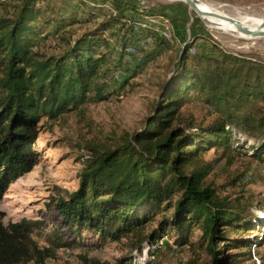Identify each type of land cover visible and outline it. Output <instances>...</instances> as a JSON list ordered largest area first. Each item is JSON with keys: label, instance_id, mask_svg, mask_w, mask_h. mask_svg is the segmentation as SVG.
Returning a JSON list of instances; mask_svg holds the SVG:
<instances>
[{"label": "trees", "instance_id": "obj_1", "mask_svg": "<svg viewBox=\"0 0 264 264\" xmlns=\"http://www.w3.org/2000/svg\"><path fill=\"white\" fill-rule=\"evenodd\" d=\"M78 1L88 7L96 28L78 37L60 35L69 47L55 56L36 50L34 35L60 34L82 17L46 15L37 5L44 0H0V200L38 161L34 144L40 120H54L89 100H106L111 94L105 81L110 54L119 61L125 45L144 35L156 36L127 24L137 8L123 0ZM115 38L121 46L110 44ZM189 44L183 46L143 127L120 134L112 145L86 146L77 188L51 196L47 206L73 235L87 232L100 241L126 238L139 255L145 249L155 256L166 234L176 246L193 245L197 231L209 264H241L252 259L251 250L264 245V219L208 183L215 160H206L204 154L220 149L230 163L232 142L240 139L237 128L260 138L250 157L264 163V61L222 48L215 54L190 53ZM195 96L209 120L184 114ZM159 214L157 226L145 234L146 225ZM3 216L0 211V264H43L53 249L68 246L69 240L53 231L46 236L48 245L40 248L32 232L41 229L42 221L22 218L4 225ZM248 230L254 232L252 240ZM259 261L264 264V257ZM91 262L138 264L131 255L115 263Z\"/></svg>", "mask_w": 264, "mask_h": 264}, {"label": "rangeland", "instance_id": "obj_2", "mask_svg": "<svg viewBox=\"0 0 264 264\" xmlns=\"http://www.w3.org/2000/svg\"><path fill=\"white\" fill-rule=\"evenodd\" d=\"M123 1L127 2V5L135 6L138 11L134 12L168 16L172 27L176 25L178 33L181 34L174 36L173 32L171 41L157 34L155 37L150 35L153 39L150 50L132 56L128 63L123 61V52L119 61L118 56L111 53L110 57L113 60L110 62L111 71L105 77V81L110 78L107 82L110 96L103 101L89 100L77 110L64 113L54 120L43 117L34 144L38 159L36 165L11 183L0 200L4 225L22 218L42 221L41 229L32 232V237L40 248L48 245L46 236L53 231H58L64 239L69 240L68 246L52 250L53 255L50 257L57 263L68 260L70 264L78 262L92 264V259L115 263L129 255L138 257L139 253L132 250L129 239L100 241L94 234L87 232L73 235L69 228L61 227L59 217L53 210H49L47 204L51 203V196L57 195L58 192L63 193L64 190L72 191L77 188V174L84 165L81 155L87 153L86 146L112 145L120 134L133 133L143 127L163 83L171 73L186 43H190L189 47L196 53L215 54L218 48H222L264 61V35L248 36L236 31L210 27L181 0ZM200 1L209 5L212 11L217 9L239 21L246 16L264 19V0H199L198 2ZM78 2V0H44L41 4H37L46 15L66 14L65 16L69 17L74 13L75 16L82 17V20L67 25L65 32L60 34L48 35L45 38L41 37L42 33L34 35L36 50L46 55H62L68 49V45L60 35L70 34L78 37L82 34H91L95 30L94 19L91 20L87 16L88 7H83ZM47 28L45 26L43 34ZM143 37L145 35L138 39ZM110 44L121 46V41L118 38L111 39ZM111 73L117 76V80H113ZM183 111L185 115H191L198 121L202 118L205 121L210 119L206 107L197 97L187 102ZM234 131L240 139L236 141L233 139L234 152L230 163L226 162L225 156H220V149L211 148L204 154L206 160H215L214 169L208 176V183H211L219 193L229 197L233 203L239 201L246 203V207L262 221L264 163L250 157L253 147L259 143L260 138L251 137L237 128H234ZM160 217L161 214L146 225L145 234L157 226ZM247 232H249L247 238L252 240L254 232L251 230ZM198 236L199 232L196 231L191 238L194 241L193 245L179 247L173 244V238L166 234L161 240V249L154 257L146 259L144 264H209L210 256L204 246L197 243ZM220 247L224 246L220 244ZM251 256L252 259L241 264H260L259 259L264 257V245L256 247L255 251L251 250Z\"/></svg>", "mask_w": 264, "mask_h": 264}, {"label": "built area", "instance_id": "obj_3", "mask_svg": "<svg viewBox=\"0 0 264 264\" xmlns=\"http://www.w3.org/2000/svg\"><path fill=\"white\" fill-rule=\"evenodd\" d=\"M106 8L114 13L112 6L107 5ZM138 11V10H137ZM139 16V18L137 17ZM128 25L131 26L133 30H152L155 34L159 35L165 40L171 41L173 37V27L171 19L168 16L164 15H155V14H141L139 12H131L128 18ZM122 33V31H121ZM120 33V35H121ZM153 46V39L150 35L136 40L134 43L128 44L123 49V61L129 62L132 56L140 55L141 52H148ZM142 50V51H141ZM190 53H195L193 48L189 49ZM113 80H117V76L113 73L110 74ZM109 78V77H108ZM106 80V79H105ZM110 81L107 79V82ZM154 257L152 254L149 255L148 252L143 249L142 254L135 257L134 260L138 261V264H144L146 259ZM27 264H34L29 262ZM43 264H70L68 260H63L57 263L54 259L48 258ZM76 264H85L78 262Z\"/></svg>", "mask_w": 264, "mask_h": 264}, {"label": "bare ground", "instance_id": "obj_4", "mask_svg": "<svg viewBox=\"0 0 264 264\" xmlns=\"http://www.w3.org/2000/svg\"><path fill=\"white\" fill-rule=\"evenodd\" d=\"M199 5L204 10H211V7L209 5H206V4L202 3L201 1L199 2ZM214 11L224 14L223 12H221V11H219L217 9H215ZM201 19L208 26L216 28V29H221V30H226V31H236L239 34L248 35V36H261V35H264V33L263 34H257V33L251 32V31L241 30L236 25H234L232 22H229V21L224 20L222 18H218V17H214V16H203V17H201ZM240 21L243 24H246L251 29H255V28H257L256 26H259V28L264 31V19L251 18V16H249V17L246 16L244 19L243 18L240 19Z\"/></svg>", "mask_w": 264, "mask_h": 264}, {"label": "water", "instance_id": "obj_5", "mask_svg": "<svg viewBox=\"0 0 264 264\" xmlns=\"http://www.w3.org/2000/svg\"><path fill=\"white\" fill-rule=\"evenodd\" d=\"M184 3H186L189 8H191L200 18L203 16H214L218 18H222L224 20H227L229 22H232L234 25H236L239 29L244 31H251L253 33L257 34H263L264 31L260 28L251 29L246 24H243L241 21H239L237 18L222 14L219 12L211 11V10H204L199 5V0H182Z\"/></svg>", "mask_w": 264, "mask_h": 264}, {"label": "crops", "instance_id": "obj_6", "mask_svg": "<svg viewBox=\"0 0 264 264\" xmlns=\"http://www.w3.org/2000/svg\"><path fill=\"white\" fill-rule=\"evenodd\" d=\"M173 32H174V36L181 34L180 32L178 33V29H177L176 25H174V27H173Z\"/></svg>", "mask_w": 264, "mask_h": 264}]
</instances>
